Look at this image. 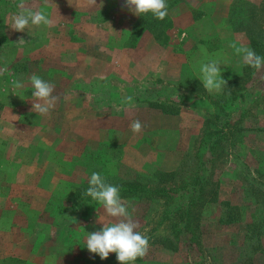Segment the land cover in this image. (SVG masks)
Here are the masks:
<instances>
[{
	"label": "crops",
	"instance_id": "1",
	"mask_svg": "<svg viewBox=\"0 0 264 264\" xmlns=\"http://www.w3.org/2000/svg\"><path fill=\"white\" fill-rule=\"evenodd\" d=\"M166 1H175L167 14L172 28H167L165 33L159 35L156 29L153 32L148 27H138L142 17L149 15L133 14L124 6L125 0H96L94 6H88L87 0H49L48 3L45 0H25L26 7L44 11L52 21V26H34L30 23L25 31L18 32L10 28V17L19 11V0H0V69H6L0 72V146L9 152L10 160L0 165V200L6 202L15 195L18 203L6 208L10 212L8 220L2 217L4 209L0 208V264H120L115 253H109L106 259L101 260L97 254L88 250L85 252L87 233L98 231L102 223H111L115 219L109 217L103 206L97 203L89 209L87 205L96 201L84 194L85 188L89 187L88 178L91 173L97 172L98 167H104L105 163H111L109 160H95L85 155H71L68 134L72 133V125L58 126V118H69L78 121L86 135L96 132L99 123L95 119H99V114L92 109L90 111L89 102L93 98L99 99V96L90 98L87 95L88 87L94 88L97 93L100 90L103 92L105 88L110 90V87L134 88L138 86L137 80L148 75L165 79L169 70L172 71L174 81L189 86V80L196 79L190 59L196 51L200 52L201 46L210 58L220 59L221 62L223 60L225 79L241 78L250 67L243 64L242 58L231 47L234 43L237 46L252 47L250 35L238 25L242 19L231 16L233 0ZM21 37L24 43L17 42ZM161 39L175 40H172L171 46L176 50L168 51V46L161 45L159 51H156L154 46ZM189 41L191 46L188 45ZM205 44L209 46L206 48ZM168 53L172 57L179 55L182 58L179 62L169 59L172 63L170 65L167 62ZM256 70L254 68L252 71V77ZM33 73L54 84L53 95L58 97L54 108L44 116L31 110L33 89L29 77ZM14 80L21 82L23 87H13ZM72 87H79V93L69 91ZM73 94L78 99L74 100ZM201 99V95L193 93V113L196 104L200 106ZM196 110L210 112L212 107L209 105L206 110ZM115 115L120 117L119 113ZM35 118H46L47 121L44 119L34 126L32 120ZM133 120L136 118H132L131 122ZM42 126L49 130H43ZM116 129L120 130L119 124ZM116 129L113 127L112 134ZM32 148L40 151V155L33 159H23V152ZM56 148L63 157L60 163L58 159H50L51 150ZM64 153L69 158L71 156L72 164H69ZM61 165L65 170L62 171L63 178L58 169ZM10 169H15L16 179L22 183L20 187L25 186L23 183L31 188L39 184L49 186L45 190L49 191L47 196L42 198L44 205L39 206L33 202L24 207L19 202L17 192L7 196L3 184ZM234 177L232 183H236ZM61 178L68 183L66 188L69 189V196L87 199L81 200L70 210L64 203L63 208L53 212L51 204L54 189ZM247 196L254 199L250 193ZM37 197L35 194L34 198ZM213 198L215 200L217 197ZM224 199L233 204L230 196ZM135 210L128 208L131 215L135 214ZM219 210L216 208L215 219H210L215 228L206 225L200 234L204 250L212 248L217 252L210 254L212 259L208 256V262L211 263L207 264H215V261L219 264L264 263V240L261 235L260 239L256 237V240L251 239L249 242L246 219L243 218L248 214L243 212V208H238V218L235 220L226 216L222 221ZM52 213L63 216L59 221L50 223L44 216ZM253 219L250 218L251 221ZM47 226L51 228L46 229ZM80 235L81 246L86 248L76 244ZM250 247L252 251L245 254ZM254 248H258L255 254ZM188 252L189 255L184 258L172 256L169 259L161 257L154 260L144 257L131 264H199L202 255L193 256V248Z\"/></svg>",
	"mask_w": 264,
	"mask_h": 264
},
{
	"label": "rangeland",
	"instance_id": "2",
	"mask_svg": "<svg viewBox=\"0 0 264 264\" xmlns=\"http://www.w3.org/2000/svg\"><path fill=\"white\" fill-rule=\"evenodd\" d=\"M263 8L264 0H233L231 12V16L234 18L240 17V20L242 19L238 25L250 35L251 40L259 39L262 44L264 43ZM170 28H172V24ZM234 30L239 29L235 28ZM172 40H158V44L154 48L159 51L161 45H165L169 47L168 51L176 50L175 47L171 46L175 41ZM188 45L191 46V41L188 42ZM207 45L204 46L207 48ZM212 49L214 48L212 47ZM199 50L200 52L196 51L194 57L190 59L196 79L189 80V86L186 83L174 81L172 71L169 70V76L165 75V79L156 75H148L137 80L138 86L134 88L133 86H121V88L117 87L114 90L110 87L108 88L110 90L105 88L103 92L100 90L97 93L94 88L88 87L87 95L90 98L99 96V99L93 98L89 102L90 111H97L99 114V119H95L99 125L94 134L86 135L76 120L58 118L59 127L72 125V133L68 134V138L70 136L68 141L72 147L71 155H85L101 161L109 160L111 164L108 166L112 167L109 168L110 171H104L106 170L104 166L98 167L97 172L106 181L112 182L110 184L113 186L121 187L130 181H140L147 183L151 192H156L150 196L149 194L146 195L147 197L120 195L122 201L127 202L128 208L136 209L135 214L131 215L139 224L136 231L148 237L149 248L144 256L145 259L156 260L161 257L169 259L172 256L184 258L189 255L190 252L188 251L193 248L195 249L193 256L202 255L199 264L211 263L208 262V256L212 259L210 254L217 252L209 248L206 250L208 254H205L206 251L201 244L200 234L203 228L206 229V225L209 228L213 226L210 219H215L216 208L220 209L221 215L219 217L222 221L226 219V216L230 219L238 218L239 211L237 210L243 208V212L248 214L243 218L246 219L249 242L251 239L256 240V237L260 239L261 235L264 240V67L256 70L252 77L254 68L246 65L248 67L246 73L238 79H225L226 75L224 77L225 73L222 70L221 77L227 81L226 86L221 92L213 91L210 93L204 89L199 80V67L202 61L213 58H210L202 46ZM181 58L179 55L172 57L168 53L167 62L171 65V61L179 62ZM218 61L221 64L223 62L220 59ZM220 67L222 69L224 66L220 65ZM69 91L77 94L80 90L79 87H72ZM232 92L233 95L238 94L239 96L240 94V96L235 100L234 106L231 107L226 99L231 97ZM193 93L201 95L202 98L200 106L196 104L195 113L192 111L194 110ZM74 94L72 98L78 99ZM126 96L133 97V107L123 103V98ZM209 105L212 107L210 112L196 110L198 108L206 110V106ZM222 110L226 115H223ZM115 113H119L120 117L114 116ZM132 118L141 122L142 128L139 133H133L128 127ZM239 118L241 119L239 120ZM42 120L47 121L46 118H35L32 121L36 126ZM224 120H228L229 123L223 125ZM88 123L91 122L88 120ZM118 124L120 130L116 129ZM222 125L226 127L227 132L234 131L232 134H241L242 139L232 140L234 138L232 135L221 138L217 142L213 156L210 153L203 155L201 151L205 145L207 143L213 144L214 138L221 136L215 128L217 127L219 130V126ZM113 127L116 129L114 134H112ZM41 128L47 130L44 126ZM234 129H241V131L237 132ZM207 132L212 136L207 137ZM45 133L48 134V132ZM1 148L0 146V165L10 161L9 152ZM23 153L25 155L23 159H33V157L36 158L40 155V151L34 148L28 152L25 150ZM63 155L66 156V153ZM67 158L69 164H72L71 156ZM50 159H58L57 162L60 163L63 157L56 148L51 150ZM105 165L107 164L105 163ZM62 167L64 168L63 165L58 167L61 174L62 171H65ZM233 177L236 178V183H232ZM6 178L3 187L7 196L17 192L20 197L19 202H22L24 207L32 205L33 202L39 206L45 204L42 198H45L44 195L47 196L49 192L45 191L49 187L48 185L33 184L35 188H31L23 183L25 186L20 187L22 183L16 179L15 169H10ZM62 178L57 188L54 189L51 204L53 212L63 208L64 203L66 208L70 210L75 208L81 200H84L82 197L69 196V189L66 188L68 183ZM200 178L202 183H205L195 193V202L188 207L185 199L197 189L191 185L188 192H184L185 189L182 188L189 182L196 183L195 181ZM162 188L170 192L159 194ZM247 193L248 195L249 193L252 194L254 199L249 198ZM35 194L38 196L37 198H34ZM213 196L217 198L214 200ZM229 196L233 204L224 199V197ZM15 198L14 195L6 202L0 200V208L4 209L2 217L6 220L10 218V212L6 208L18 204ZM96 203L99 204L96 201L87 206L91 209ZM99 206L102 205L99 204ZM178 206H180L179 209ZM228 208H232V210ZM228 212L229 215H226ZM62 216L52 213V215H45L44 217L53 223L59 221ZM250 218L254 219L251 221ZM48 228L51 227L47 226L46 229ZM146 229L147 231H145ZM81 238L82 235L78 237L76 244L80 245L81 248H86L81 246ZM257 250L258 248L256 250L254 248L253 254ZM250 251H252V247L245 254ZM144 257L137 259L141 260ZM214 263L219 264L220 262L215 261ZM12 264L17 263L12 262Z\"/></svg>",
	"mask_w": 264,
	"mask_h": 264
},
{
	"label": "clouds",
	"instance_id": "3",
	"mask_svg": "<svg viewBox=\"0 0 264 264\" xmlns=\"http://www.w3.org/2000/svg\"><path fill=\"white\" fill-rule=\"evenodd\" d=\"M48 2L49 0H45V3ZM96 4V0H87L88 6ZM124 6L138 16L150 12L158 20H163L168 14L166 0H125ZM17 7L19 11L10 17V28L13 30L23 32L30 23L34 26H52V21L44 11L26 7L25 0H19ZM17 42L24 43L25 40L21 37ZM231 47L234 48L235 54L242 58L244 65L257 70L264 65V57L258 55L252 48L237 46L235 43ZM220 65L222 64L218 60L213 59L200 63L199 80L204 89L210 93L221 92L227 84V81L221 77ZM4 70L6 69H0V72ZM29 81L33 89L31 110L41 116L49 114L58 99L53 95L54 84L43 80L35 73L29 77ZM12 83L15 88L23 87L19 81L14 80ZM123 103L133 107V97H124ZM129 127L133 133H139L142 125L137 119L133 120ZM88 185L85 195L97 201L103 206L106 214L115 219L111 223H102L100 230L87 233L85 239L87 250L97 254L101 260L106 259L109 253H115L116 260L120 264H131L138 257H144L149 248L148 237L136 231L139 224L129 213L127 202L122 201L119 188L108 184L104 177L95 171L88 178Z\"/></svg>",
	"mask_w": 264,
	"mask_h": 264
},
{
	"label": "trees",
	"instance_id": "4",
	"mask_svg": "<svg viewBox=\"0 0 264 264\" xmlns=\"http://www.w3.org/2000/svg\"><path fill=\"white\" fill-rule=\"evenodd\" d=\"M175 1H170L169 3H167L166 1V4H167V8L169 9L171 7V5L174 3ZM262 12H264V8L262 10ZM149 16H144L142 17L141 19V22L138 24V27L140 29H144L146 27L149 28V30H152L154 32V30L156 29V31H158V34L161 35V33H165V30L167 28H169L171 26V23H170V20H169V17L168 15L163 19V20H158L156 19L150 12L148 13ZM152 25V26H150ZM156 33V32H155ZM164 35V34H163ZM252 47H253V50L260 56L264 57V43L262 44V42L259 40V39H252ZM247 71V70H246ZM239 89H242L240 87H238ZM243 90V89H242ZM231 97L226 99V101L230 104V106H234L235 104V100H237V98H239L238 94H234L233 95V92L231 93ZM237 96V97H236ZM225 101V102H226ZM224 102V103H225ZM216 103V102H215ZM242 110V109H241ZM222 113L223 115H226V113H224V110H222ZM242 115V114H241ZM227 116H230L229 114H227ZM243 117V116H242ZM241 118H239L240 120ZM231 120V119H229ZM238 121V120H236ZM226 123H229L228 120H224V123L223 125H226ZM219 126V130L218 128L216 127L215 130H217V133L219 132V134H221L220 137H215L214 140H213V144H209L207 143L205 145V147L202 149V153L203 155H206L207 153L211 154L212 156L215 154L214 152L216 151L215 148H216V145H217V142L221 139V138H224V137H227L229 135H232L234 138H232V140H236L238 138H241L242 139V135L241 134H232V132L234 131H229L227 132L228 130L226 129L225 126ZM235 131L237 132H240L241 129H234ZM206 136L208 137H211L212 135H210L209 132L206 133ZM106 170L104 171H110L109 169V166L108 165H105L104 167ZM199 174L201 173L200 171L198 172ZM106 177V175H105ZM196 183L194 182H189L187 183L184 188L182 189H185L183 190L184 192H188L189 188L191 185H193V187L195 189H197L196 191H193L185 200H186V204L187 206H191L192 203L195 202L196 200V197H195V193L198 192V190H200V188L203 186V184L205 183H202V179L200 178L199 180H196L195 181ZM119 188V195H137V197H141V196H146L149 194L152 195L153 193H156V192H151L149 189H148V186H147V183H143V182H140V181H133V182H127V183H124L121 187H118ZM167 192H170L168 190H166L165 188H162L160 191H159V194H163V193H167ZM85 194V193H84ZM83 199H87V197H84ZM183 202V203H184ZM237 218V217H236ZM236 218H233L234 220ZM230 219V218H228Z\"/></svg>",
	"mask_w": 264,
	"mask_h": 264
}]
</instances>
